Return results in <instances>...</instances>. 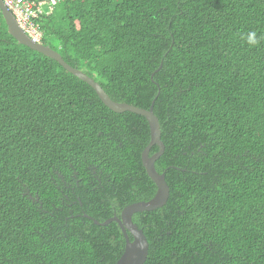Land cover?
Here are the masks:
<instances>
[{"label":"trees","instance_id":"obj_1","mask_svg":"<svg viewBox=\"0 0 264 264\" xmlns=\"http://www.w3.org/2000/svg\"><path fill=\"white\" fill-rule=\"evenodd\" d=\"M33 24L113 102H153L169 197L132 216L144 264H264V0H59ZM149 143L0 12V264H115L119 226L92 221L153 198Z\"/></svg>","mask_w":264,"mask_h":264},{"label":"water","instance_id":"obj_2","mask_svg":"<svg viewBox=\"0 0 264 264\" xmlns=\"http://www.w3.org/2000/svg\"><path fill=\"white\" fill-rule=\"evenodd\" d=\"M0 12L7 27L8 34L19 44L54 60L67 73L87 84L95 92L103 105L110 111L117 114L129 112L141 116L147 121L150 130V143L141 154V162L146 175L156 187L155 195L147 202H138L126 206L121 211L119 217L113 216L103 223H99L95 220L92 221L96 226H107L112 222H115L119 226L125 243L123 252L115 264H144L148 254V243L143 235L142 230L138 229L137 226L132 223V216L136 213L151 212L161 208L165 205L169 197V189L165 182L164 173L158 174L154 168L155 161L164 152V145L160 140V127L158 120L153 114V102L148 110L127 104L113 102L92 78L88 77L86 74L77 70L76 68L70 67L62 60L60 55L52 49L30 40L17 26L13 16L3 6L1 0ZM152 146H156L158 151L155 154L149 156V151ZM83 217L90 219L85 215Z\"/></svg>","mask_w":264,"mask_h":264},{"label":"built area","instance_id":"obj_3","mask_svg":"<svg viewBox=\"0 0 264 264\" xmlns=\"http://www.w3.org/2000/svg\"><path fill=\"white\" fill-rule=\"evenodd\" d=\"M58 1L1 0L20 30L35 43H38L40 34L37 32L33 21L43 14H51Z\"/></svg>","mask_w":264,"mask_h":264},{"label":"clouds","instance_id":"obj_4","mask_svg":"<svg viewBox=\"0 0 264 264\" xmlns=\"http://www.w3.org/2000/svg\"><path fill=\"white\" fill-rule=\"evenodd\" d=\"M242 38L249 46H255L259 42L257 39V33L255 31L247 33L246 35L242 36Z\"/></svg>","mask_w":264,"mask_h":264}]
</instances>
